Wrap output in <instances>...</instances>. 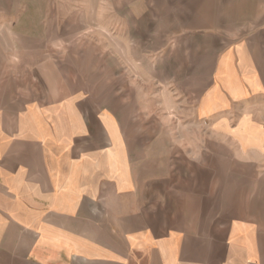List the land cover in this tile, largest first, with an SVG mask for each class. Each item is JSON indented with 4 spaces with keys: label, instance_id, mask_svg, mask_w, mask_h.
<instances>
[{
    "label": "crops",
    "instance_id": "obj_1",
    "mask_svg": "<svg viewBox=\"0 0 264 264\" xmlns=\"http://www.w3.org/2000/svg\"><path fill=\"white\" fill-rule=\"evenodd\" d=\"M228 2L260 9L223 44L207 28L214 58L193 95L194 126L135 133L127 99L107 88L120 76L105 72L136 65L137 32L157 19L153 0H113L107 19L88 15L98 0H80L84 23L100 26L95 38L113 40L95 57L84 49V91L56 86L55 64L41 67L42 36L24 27L28 6L32 22L72 21L57 13L61 2L0 0V264H264V0ZM192 12L200 23V7ZM35 80L41 98L29 91ZM186 131L198 136L192 166L256 173L225 174L223 198L204 185L211 175L185 181L172 170L184 165V138L167 136Z\"/></svg>",
    "mask_w": 264,
    "mask_h": 264
},
{
    "label": "rangeland",
    "instance_id": "obj_2",
    "mask_svg": "<svg viewBox=\"0 0 264 264\" xmlns=\"http://www.w3.org/2000/svg\"><path fill=\"white\" fill-rule=\"evenodd\" d=\"M59 1L61 4L57 6V13L62 16L71 15L72 21L64 22L61 19L62 21L55 24L47 20L41 23L32 22L29 20L31 19L29 13H32L37 8L28 6L26 7L24 27L26 31L36 32V34L39 33L42 36L39 38L41 67L48 68L50 63L51 65L55 64L56 86L60 88L62 84H65V89H81L84 91V49L88 50V56L95 57L97 47H104L105 51H107L113 46V40L111 36L104 39L95 38V31H100V26L98 27L95 21L84 23V7L80 6V0H72V6H68L71 0ZM88 1L89 3L92 2V0ZM98 1L103 4L98 7L99 11L97 12L94 6H88V15L97 14L99 17L104 15L105 19L111 17L113 0ZM227 3L230 2L228 0H153L151 9L157 19L151 24V32L149 30L148 33L144 32L145 28L139 29V32H137V38L134 40L138 43L135 48L137 54L134 55L137 60L136 65H131L132 67L128 69L121 64L120 71L113 72L110 70L105 72L112 77L113 73H116L117 79L120 76V79L114 83L116 84L115 86H113L112 78H110L111 81L107 88L110 93L115 89L117 94L119 93L121 97L127 99L125 103L127 106L125 111L128 118L127 125L135 133H144L143 129L155 130L161 126H167L170 129L194 126L192 118L193 95L196 92V88H203L207 78V72L203 68L205 64L208 65L214 58L209 53L210 46H214V42L210 41L209 34L213 32L218 34V38L221 40L218 41V45L223 44L241 33L245 29L246 24L256 16L257 11L260 9L253 6L249 8L227 6ZM196 6H199L201 10L200 23L193 21L195 18L192 11ZM44 9L48 11L49 7ZM210 9L216 11L214 22H210L208 17ZM262 11L264 13V8H262ZM46 18L48 19V17ZM197 27H200V30H197ZM210 27L216 30L210 32L207 30ZM110 52L111 50L108 51V53ZM196 55L197 62H200L198 71H194ZM106 56L108 58L112 57L111 53H106ZM90 62V66L92 63H96L94 59ZM112 65L110 64V66ZM196 72L197 79L195 81L196 87L194 88V73ZM43 73L44 71L42 70L41 85H44L42 83L44 82ZM89 73L97 76L98 72L90 70ZM35 84V88H30L29 91L33 93V89L35 91L34 97L41 98V91H37L36 88L38 85L36 80ZM26 85H31V83L26 81ZM162 95L165 96L168 102V104H164L165 108L163 109L160 102V96ZM188 132L186 131L181 136L173 134L167 136L168 142L173 144L182 143L180 139L184 138V165L181 166L179 160V167H175L172 170L175 173L179 170V174L184 175L185 181L194 180L192 177L196 175H200L202 178L204 176L208 178L211 175V180H215V182L204 183V185L215 191L217 198H223L226 187V183L223 180L225 174L247 175L256 173L255 168L248 167L210 168L192 166V163L190 164L192 159L190 158L193 147L196 145L194 143L198 141L196 140L198 136L188 134ZM153 137L156 138L158 136L153 134ZM206 137L200 136L201 139ZM206 145L201 141V151L198 150L197 146L195 147V150H198L199 154L201 153L200 158H203V155L208 153V151L204 150ZM173 153L176 154L177 152ZM176 155L173 157L175 164L178 160ZM237 185H241V183ZM242 185L250 186L252 184L244 183Z\"/></svg>",
    "mask_w": 264,
    "mask_h": 264
}]
</instances>
